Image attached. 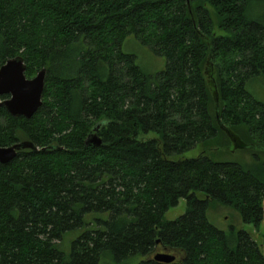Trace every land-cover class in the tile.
<instances>
[{"label":"trees","instance_id":"16d2710c","mask_svg":"<svg viewBox=\"0 0 264 264\" xmlns=\"http://www.w3.org/2000/svg\"><path fill=\"white\" fill-rule=\"evenodd\" d=\"M129 35L162 70L122 50ZM16 56L45 81L30 118L0 106V146L37 147L0 163V264H264V238L207 217L263 218L264 150L246 146L264 148L247 89L264 77V0H0V66ZM156 241L174 261L152 259Z\"/></svg>","mask_w":264,"mask_h":264},{"label":"rangeland","instance_id":"374dc122","mask_svg":"<svg viewBox=\"0 0 264 264\" xmlns=\"http://www.w3.org/2000/svg\"><path fill=\"white\" fill-rule=\"evenodd\" d=\"M122 50L127 53H132L135 55L136 62L138 65L148 73H156L163 69L164 58L160 55L155 54L150 46L140 43L133 35L126 37L122 44ZM247 89L252 93L254 97L258 100L264 102V77H259L248 83ZM200 151V147H195L183 153L184 157H194ZM227 159H237V158H248V156L242 151H234ZM214 159L219 160L217 157ZM221 160V159H220ZM248 160V159H246ZM185 201L180 199L176 206L170 208L165 213V217L168 219H174L177 216L185 212ZM264 210V206H263ZM208 219L218 228L229 232L243 230L247 232L250 237L258 244H262L264 238V212L263 218L259 225L256 227L252 222H243L240 214L233 208L225 205H216L207 211ZM84 228L76 229L67 232L61 242V249L67 254L70 249V242L72 239L77 237ZM100 264H115L110 258L105 257L100 260Z\"/></svg>","mask_w":264,"mask_h":264},{"label":"water","instance_id":"95a60500","mask_svg":"<svg viewBox=\"0 0 264 264\" xmlns=\"http://www.w3.org/2000/svg\"><path fill=\"white\" fill-rule=\"evenodd\" d=\"M45 81V68H41L30 78L25 76V64L21 56L9 58L0 66V106L15 117L30 118L42 104V93ZM6 95L2 98L1 96ZM217 116V109H216ZM97 127L87 137L86 142L99 145L101 139L96 135ZM247 148H258V145H248ZM23 148L37 149L29 141L13 143L9 146H0V163L12 160L17 152ZM153 260L163 263L174 261L173 253L157 252Z\"/></svg>","mask_w":264,"mask_h":264},{"label":"flooded vegetation","instance_id":"af4514ba","mask_svg":"<svg viewBox=\"0 0 264 264\" xmlns=\"http://www.w3.org/2000/svg\"><path fill=\"white\" fill-rule=\"evenodd\" d=\"M261 150H264V148H260ZM161 252V253H172L169 249L166 247L160 245L159 242L156 241V247L154 249V253Z\"/></svg>","mask_w":264,"mask_h":264}]
</instances>
